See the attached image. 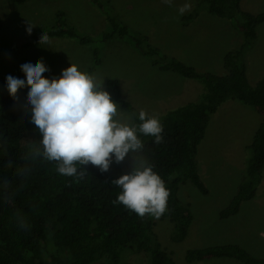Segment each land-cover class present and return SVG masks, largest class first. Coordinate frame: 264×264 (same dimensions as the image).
<instances>
[{"label": "trees", "instance_id": "16d2710c", "mask_svg": "<svg viewBox=\"0 0 264 264\" xmlns=\"http://www.w3.org/2000/svg\"><path fill=\"white\" fill-rule=\"evenodd\" d=\"M24 3L27 0H13ZM242 0H198L212 15L238 20L242 42L238 49L223 57L225 74L200 72L177 58L161 55L147 37L134 36L126 24L109 12L105 13L107 29L98 38L79 33L62 11L49 28L40 27L34 42L43 33L49 38H69L80 45L120 39L149 59L160 71H170L199 81L204 92L197 102H190L156 117L163 127V141L159 144L151 136L139 135L144 148L133 158L112 163L102 173L94 166H86L83 179L62 176L56 163L33 158L31 148L39 144L41 136L31 123V113L7 89V79L0 73V264H122L126 252L144 254L146 264H176L156 233L153 216L140 217L120 203H113L121 189L113 181L133 168H140L143 160L151 166L169 191L167 210L161 216L173 225L171 239L184 241L194 216L189 204L180 201L181 185L192 183L202 194L208 188L198 171L196 156L204 139L211 116L228 100L249 105L262 117L252 142L248 146L245 180L239 185L229 205L220 211L222 220L239 214L242 204L252 200L264 171V75L253 86L250 84L242 55L257 38V29L264 23V11L251 13L242 10ZM198 12L183 17L191 22ZM3 21L0 16V32ZM32 63L23 60L22 64ZM101 63L98 47L93 51L95 70ZM49 80L61 74L48 71ZM112 90L118 105L135 113L131 123L139 124L134 106L122 96L120 81L108 79L101 83ZM80 171L81 166H77ZM24 217L27 227L17 223ZM212 258H233L241 264H264L239 244H224L189 249L185 259L189 263Z\"/></svg>", "mask_w": 264, "mask_h": 264}, {"label": "rangeland", "instance_id": "374dc122", "mask_svg": "<svg viewBox=\"0 0 264 264\" xmlns=\"http://www.w3.org/2000/svg\"><path fill=\"white\" fill-rule=\"evenodd\" d=\"M190 5L183 14L179 8ZM241 8L251 13L264 11V0H242ZM196 10L198 15L188 24L183 17ZM66 14L68 22L81 34L98 38L107 29L105 13L126 24L134 36L147 37L161 55H168L195 67L200 72L225 74L223 57L239 48L242 36L238 20L210 14L198 6V0H27L16 3L0 0L3 21L0 32V73L26 80L21 71L23 60L34 63L43 60L50 71L61 74L75 64L78 70L98 77L120 81L122 96L135 108L149 116L159 117L190 102H197L203 85L170 71H160L141 52L120 39L80 45L69 38H49V43L34 42L40 27L55 23L56 13ZM31 27V34L28 28ZM98 47L101 63L95 70L93 51ZM242 62L248 79L255 85L264 75V23L257 29L255 42L245 50ZM116 103L112 90L105 88ZM18 98L27 104L28 88L18 91ZM118 105V104H117ZM118 107V114L126 109ZM133 121V120H132ZM131 121V122H132ZM262 117L249 105L237 100L226 101L211 116L204 139L198 147L196 162L208 194H202L192 183L181 185L180 201L189 204L194 219L187 238L171 239L173 225L168 219L153 217L156 233L163 247L176 264H241L233 258H212L189 263V249L224 244H239L252 255L264 258V171L263 179L252 200L242 204L238 215L226 220L219 217L245 180L248 146L252 142ZM122 264H146L147 256L126 252ZM101 264V263H97Z\"/></svg>", "mask_w": 264, "mask_h": 264}, {"label": "clouds", "instance_id": "9594fccd", "mask_svg": "<svg viewBox=\"0 0 264 264\" xmlns=\"http://www.w3.org/2000/svg\"><path fill=\"white\" fill-rule=\"evenodd\" d=\"M164 2L171 4V0ZM188 9L190 5L186 4L179 12L183 14ZM27 30L30 35L31 27ZM39 43H49V36L43 33ZM21 71L26 80L9 75L7 89L16 100L18 91L28 88L31 123L41 136L39 144L32 145L31 154L34 159L55 162L62 176L83 179L86 166L108 172L112 163H122L143 151L138 134L153 137L157 144L163 141L158 118L141 110L140 123H131L136 114L125 116L122 110L118 114V105L101 87L102 81L78 70L75 64L64 69L59 79L45 77L50 69L43 60L21 65ZM113 184L122 190L113 203L124 205L140 217L151 215L158 219L166 212L169 191L143 160L140 168H133ZM17 223L22 228L28 226L24 217L18 216Z\"/></svg>", "mask_w": 264, "mask_h": 264}, {"label": "crops", "instance_id": "0c3cea01", "mask_svg": "<svg viewBox=\"0 0 264 264\" xmlns=\"http://www.w3.org/2000/svg\"><path fill=\"white\" fill-rule=\"evenodd\" d=\"M233 101H234V100H233ZM224 103H225V102H224ZM224 103H223V104H224ZM223 104H222V105H223ZM222 105L219 107V109H218V110H220V109L222 108ZM254 134H255V133H254Z\"/></svg>", "mask_w": 264, "mask_h": 264}]
</instances>
